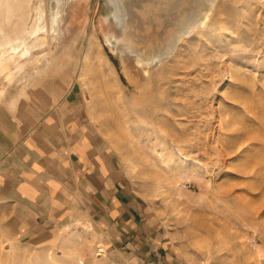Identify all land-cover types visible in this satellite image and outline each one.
<instances>
[{
  "label": "rangeland",
  "instance_id": "1",
  "mask_svg": "<svg viewBox=\"0 0 264 264\" xmlns=\"http://www.w3.org/2000/svg\"><path fill=\"white\" fill-rule=\"evenodd\" d=\"M123 1L121 30L113 0H67L60 39L44 48L60 61L26 84L0 77V109L76 91L165 236L162 264H264V0H216L151 65L123 47L148 58L200 0ZM13 213L0 200V264H133L84 212L28 239Z\"/></svg>",
  "mask_w": 264,
  "mask_h": 264
},
{
  "label": "crops",
  "instance_id": "2",
  "mask_svg": "<svg viewBox=\"0 0 264 264\" xmlns=\"http://www.w3.org/2000/svg\"><path fill=\"white\" fill-rule=\"evenodd\" d=\"M78 98L67 90L54 102L29 96L0 109V200L14 212L17 238L84 212L101 227L103 246L133 264H162L165 236Z\"/></svg>",
  "mask_w": 264,
  "mask_h": 264
},
{
  "label": "bare ground",
  "instance_id": "3",
  "mask_svg": "<svg viewBox=\"0 0 264 264\" xmlns=\"http://www.w3.org/2000/svg\"><path fill=\"white\" fill-rule=\"evenodd\" d=\"M66 1L0 0V77L7 83H25L43 76L60 61L59 56L62 53L59 55L57 52L54 55L53 51H44V48L51 49L60 39L58 33L61 30V14ZM215 1L200 0L198 6L195 5L196 9L191 10L188 16L178 22L179 29L173 32L170 41L158 51H152L148 58L142 57V49H135L131 45L124 46V51L146 65L161 63L174 51L181 36L190 34L193 27L204 24L205 16L212 13ZM201 15H204V18ZM113 17L119 28L124 30L127 11L123 0H113ZM41 63L43 67H40ZM96 251L97 254L104 251L101 244L96 245ZM81 259L82 256H76L77 261L81 262ZM8 263V255L5 254L3 264Z\"/></svg>",
  "mask_w": 264,
  "mask_h": 264
}]
</instances>
